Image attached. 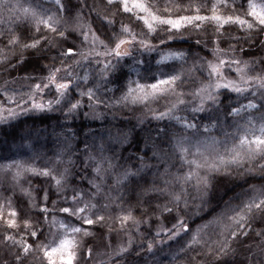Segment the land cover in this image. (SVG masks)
I'll use <instances>...</instances> for the list:
<instances>
[{"label":"snow or ice","instance_id":"1","mask_svg":"<svg viewBox=\"0 0 264 264\" xmlns=\"http://www.w3.org/2000/svg\"><path fill=\"white\" fill-rule=\"evenodd\" d=\"M0 69V264H264V0H0Z\"/></svg>","mask_w":264,"mask_h":264},{"label":"trees","instance_id":"2","mask_svg":"<svg viewBox=\"0 0 264 264\" xmlns=\"http://www.w3.org/2000/svg\"><path fill=\"white\" fill-rule=\"evenodd\" d=\"M75 2V0H74ZM182 47H187L186 44L184 45H178ZM0 72H2V69H0ZM23 75V72L21 71L20 73H13V75ZM4 78L11 79V77H8L6 74L4 75ZM0 83H2V79H0ZM135 115L132 112H126L123 114V116L118 115L115 121H111V116H109V120L111 123L115 124L118 127L122 128H133L134 125H136V119ZM123 117H127V119H124ZM27 119V125L26 126H31L33 124V121L35 120V124L37 127H44L45 125H55L59 120L60 116L57 113H52L48 114L46 116H41V117H32V118H21ZM75 128L76 130L81 134V137L85 131L88 130L89 127L94 128L96 130H100V123L99 122H92V121H83V120H78L75 122ZM157 127V122L153 120H146L145 123L142 126L136 125V127L133 129V135L137 141L142 140L145 136L151 134L155 136V129ZM4 137L3 135H0V154H7V150L9 147L12 146V141L11 139L8 140V143L5 144L3 143ZM19 143V141H17ZM43 146V147H41ZM53 147L51 141L45 143V141L41 140L39 141L37 148L40 151H48ZM259 178L257 177V181ZM236 182L233 181H223L221 185L219 186V189L216 193V198L215 201L216 203H219L222 205V202L224 200H227L230 196L234 194V191H239L238 188H233V184ZM216 211H219V208H216ZM211 214L210 212L206 209L200 217L195 218V223H203L204 220L210 219ZM195 226V224L193 225ZM93 243L92 240H89L88 242ZM98 243V241H97ZM87 251V245L84 247V252ZM97 251H105L103 248H98ZM104 259H107V257H104ZM150 259V258H149ZM161 260H164V257H160ZM83 264V262H82ZM89 264H92L90 261ZM143 264V262H141ZM166 264V262H165Z\"/></svg>","mask_w":264,"mask_h":264}]
</instances>
